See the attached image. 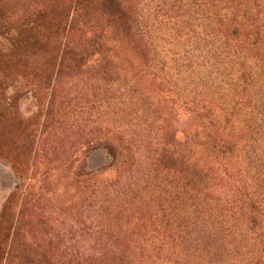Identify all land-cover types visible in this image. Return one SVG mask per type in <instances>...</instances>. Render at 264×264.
Masks as SVG:
<instances>
[{
    "label": "rangeland",
    "instance_id": "rangeland-1",
    "mask_svg": "<svg viewBox=\"0 0 264 264\" xmlns=\"http://www.w3.org/2000/svg\"><path fill=\"white\" fill-rule=\"evenodd\" d=\"M0 264H264V0H0Z\"/></svg>",
    "mask_w": 264,
    "mask_h": 264
},
{
    "label": "trees",
    "instance_id": "trees-1",
    "mask_svg": "<svg viewBox=\"0 0 264 264\" xmlns=\"http://www.w3.org/2000/svg\"><path fill=\"white\" fill-rule=\"evenodd\" d=\"M246 15V14H245ZM245 15H242L245 17ZM202 127H204L203 121H199ZM219 132V134H217ZM226 136H224L219 130L212 135L210 151L215 157H219L220 161L223 159L225 152L228 150V145L226 143Z\"/></svg>",
    "mask_w": 264,
    "mask_h": 264
}]
</instances>
